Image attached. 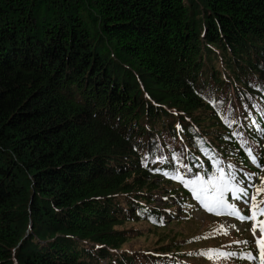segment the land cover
Here are the masks:
<instances>
[{
	"label": "trees",
	"instance_id": "16d2710c",
	"mask_svg": "<svg viewBox=\"0 0 264 264\" xmlns=\"http://www.w3.org/2000/svg\"><path fill=\"white\" fill-rule=\"evenodd\" d=\"M249 149L264 166V0H0V264H253L196 255L257 254L240 232L120 254L118 229L167 226L160 184L208 213L165 172L264 188Z\"/></svg>",
	"mask_w": 264,
	"mask_h": 264
},
{
	"label": "rangeland",
	"instance_id": "374dc122",
	"mask_svg": "<svg viewBox=\"0 0 264 264\" xmlns=\"http://www.w3.org/2000/svg\"><path fill=\"white\" fill-rule=\"evenodd\" d=\"M185 175L184 172V180L187 178ZM167 189H170V186L160 184L159 188L155 191V202H153L154 206H152L159 207L166 211L167 226L155 228L144 221L131 220L125 225L118 227V229L124 231L129 238L124 249L120 251V254L124 251H132L131 253L133 254L145 253V251L149 252L155 249H160L161 247H164L163 245L166 243L173 241H176V244L174 245L187 246L188 249H198L197 251L200 252L201 249H209L221 244L225 245L226 240L221 238V235L227 237L234 232H240L245 237L251 238V243H254L252 244L253 249H255V251L257 250L255 239L251 231L253 226L252 222H241L240 220L232 221L228 218L216 219L211 217L202 208H196L190 215L188 221H178L183 216L179 211L180 208L177 206L170 210H166L165 208V198L169 197V191ZM231 203L235 205V201H232ZM208 236L213 239L209 240ZM216 236H218L217 239H215ZM260 236L261 233L258 229L256 237L259 238ZM190 237H192V239ZM188 238H190L189 242H186ZM222 261L223 260L217 264H225V261ZM188 263L204 264L205 262L194 258L193 260L188 261ZM100 264L109 263L107 261H102Z\"/></svg>",
	"mask_w": 264,
	"mask_h": 264
},
{
	"label": "snow or ice",
	"instance_id": "6c2138e0",
	"mask_svg": "<svg viewBox=\"0 0 264 264\" xmlns=\"http://www.w3.org/2000/svg\"><path fill=\"white\" fill-rule=\"evenodd\" d=\"M179 128V125H177ZM207 154V150H205ZM247 155L251 158L253 164H257L256 157L253 156L251 150H247ZM176 157H174L175 159ZM217 166L215 173L210 174V179H205L203 175H196L195 179L184 180L182 176H179L178 172L167 173L164 175L171 179H179L185 187H188L193 197L200 203V205L211 214L216 216L227 215L234 217L241 222L250 221L253 223L251 231L255 239V246L257 248V254L252 252H228L221 249H209L206 252L197 253L196 255L204 256L208 260H220L239 258L254 262V264H264V220H259L258 217H264V200H259L258 197L264 195V188H257L255 192L249 194L247 188L240 185L243 184L242 180H237L236 173L230 171L225 172L223 168L219 167L220 161H214ZM186 168V173L191 169L185 165H181ZM199 167H203L200 165ZM231 169V165L228 166ZM257 167L264 168L257 164ZM253 187V185H249ZM229 196L232 201L243 200L244 203L249 205L250 215H242L240 210L228 201ZM259 229L261 236L256 237V232ZM226 234V233H225ZM199 239V238H197ZM237 244L247 245L248 241H236ZM190 255H192L190 253Z\"/></svg>",
	"mask_w": 264,
	"mask_h": 264
}]
</instances>
